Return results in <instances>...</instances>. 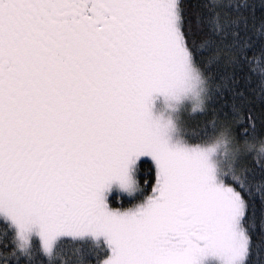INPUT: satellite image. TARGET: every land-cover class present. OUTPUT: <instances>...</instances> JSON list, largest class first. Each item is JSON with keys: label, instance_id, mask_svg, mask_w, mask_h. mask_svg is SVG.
<instances>
[{"label": "snow or ice", "instance_id": "snow-or-ice-1", "mask_svg": "<svg viewBox=\"0 0 264 264\" xmlns=\"http://www.w3.org/2000/svg\"><path fill=\"white\" fill-rule=\"evenodd\" d=\"M256 98L264 0H0V264H264Z\"/></svg>", "mask_w": 264, "mask_h": 264}, {"label": "trees", "instance_id": "trees-1", "mask_svg": "<svg viewBox=\"0 0 264 264\" xmlns=\"http://www.w3.org/2000/svg\"><path fill=\"white\" fill-rule=\"evenodd\" d=\"M251 108V115L256 119L257 123H259V116L261 111L264 110V105H262L259 98H256ZM245 115H247V111L245 112Z\"/></svg>", "mask_w": 264, "mask_h": 264}]
</instances>
